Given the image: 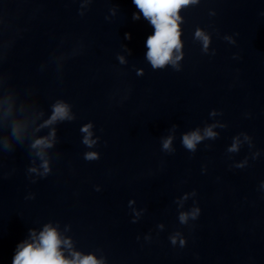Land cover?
<instances>
[{"label": "water", "instance_id": "1", "mask_svg": "<svg viewBox=\"0 0 264 264\" xmlns=\"http://www.w3.org/2000/svg\"><path fill=\"white\" fill-rule=\"evenodd\" d=\"M179 16L154 69L132 0H0V264L49 224L103 264H264V0Z\"/></svg>", "mask_w": 264, "mask_h": 264}, {"label": "clouds", "instance_id": "2", "mask_svg": "<svg viewBox=\"0 0 264 264\" xmlns=\"http://www.w3.org/2000/svg\"><path fill=\"white\" fill-rule=\"evenodd\" d=\"M132 3L143 13L150 24L154 27V34L146 38L145 46L148 51L146 58L150 61L154 69H162L167 63L171 62L175 65L180 56H173V49L179 50L180 31L178 21L180 19V9L189 3V0H132ZM133 18L140 19L139 14L134 13ZM127 39H131V34H126ZM207 45V37L204 38ZM69 109L66 104L58 103L54 106V114L50 122L64 120L68 118ZM88 132L89 128L83 129ZM212 136L209 130L206 133ZM202 139L198 131L187 134L183 137L184 146L192 151H195L196 144ZM90 145L88 138L84 141ZM41 144H46V141L38 140L35 144L39 147ZM46 146H50L47 145ZM170 146V142L164 144L165 148ZM94 155H87L86 159H97ZM47 171V164L44 165ZM192 217H196L193 212ZM187 219L186 216H181V220ZM175 243V241H173ZM70 246L68 241L63 239L56 227L51 224L45 225L39 232L31 231L30 237L16 246V252L12 260V264H103L98 261L94 255H82L78 252H73L71 257L66 256L64 247Z\"/></svg>", "mask_w": 264, "mask_h": 264}]
</instances>
